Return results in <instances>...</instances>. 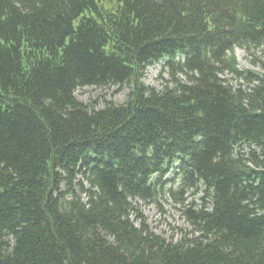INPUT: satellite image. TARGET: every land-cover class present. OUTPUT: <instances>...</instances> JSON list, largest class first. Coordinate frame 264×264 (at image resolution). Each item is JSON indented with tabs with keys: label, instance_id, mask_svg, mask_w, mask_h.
<instances>
[{
	"label": "trees",
	"instance_id": "trees-1",
	"mask_svg": "<svg viewBox=\"0 0 264 264\" xmlns=\"http://www.w3.org/2000/svg\"><path fill=\"white\" fill-rule=\"evenodd\" d=\"M235 47L264 53V0H0V264H264V72ZM165 194L176 240L138 205Z\"/></svg>",
	"mask_w": 264,
	"mask_h": 264
},
{
	"label": "rangeland",
	"instance_id": "rangeland-1",
	"mask_svg": "<svg viewBox=\"0 0 264 264\" xmlns=\"http://www.w3.org/2000/svg\"><path fill=\"white\" fill-rule=\"evenodd\" d=\"M234 55L238 62L239 68H249L258 72H264L262 67L264 63V53L261 49L248 52L243 48L235 47ZM163 78H167V73L161 71L160 63L148 66L145 70L143 82L147 85L160 89L163 85ZM229 79L230 75H226ZM234 79H230L232 82ZM129 91L128 87L118 88L117 86L109 87H96V86H83L75 91V96L84 103L93 104L95 108H102L104 101H113L114 103L121 104L127 96ZM172 174L169 172L164 179L171 180ZM172 180L167 183L166 187H170ZM179 180L176 179L174 186L177 187ZM203 193L202 190L194 192L193 189H185L183 191V198L185 203H200ZM157 203H143L138 201L140 210L147 223L157 234L163 235L165 238L176 240L180 238L182 231H189L191 226L185 221L182 215L183 205L174 201L168 194L160 197Z\"/></svg>",
	"mask_w": 264,
	"mask_h": 264
}]
</instances>
